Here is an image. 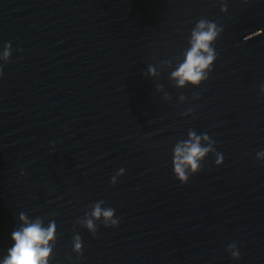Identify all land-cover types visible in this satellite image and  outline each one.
<instances>
[{
    "label": "clouds",
    "instance_id": "clouds-1",
    "mask_svg": "<svg viewBox=\"0 0 264 264\" xmlns=\"http://www.w3.org/2000/svg\"><path fill=\"white\" fill-rule=\"evenodd\" d=\"M226 9V6H223ZM222 28L216 23L205 19H200L191 31L188 41L189 47L184 52L182 62H179L175 69L171 71L170 78L175 81L177 88H184L187 85L199 86L208 79L212 71L214 61L217 59V52L214 43L222 32ZM12 48L11 44L4 45L0 53V61L7 64L10 61ZM170 63V61H164ZM149 76L155 77L157 69L149 66L147 69ZM3 66L0 65V77L3 76ZM162 88V86H159ZM264 92V86L261 87ZM195 98H199L198 95ZM165 100L171 97L166 93ZM186 99L181 95L179 101L182 103ZM191 109L182 115H190ZM215 141L207 133L197 134L194 130H189L187 139L180 140L173 148V172L176 179L185 184L190 176L202 170V162L209 154L215 156V164H223V155L216 151ZM257 160H264V151L256 154ZM125 169L121 168L111 183L114 185L119 176L124 175ZM23 175V172L21 173ZM104 201L100 200L91 205V211L85 214L83 219H78L77 224L86 228L93 236L97 233V222H102L104 227H117L119 219L115 216V209L104 207ZM20 227L14 230L11 238L14 245L8 249L7 255L0 261V264H49L53 248L56 241V223L50 221L47 227L44 226L43 219L37 217L30 220L24 212L19 213ZM73 250L78 256L83 255V243L79 234L73 237ZM227 250L234 259L240 258V251L235 242L227 246Z\"/></svg>",
    "mask_w": 264,
    "mask_h": 264
}]
</instances>
